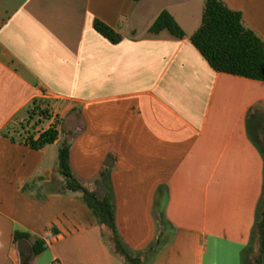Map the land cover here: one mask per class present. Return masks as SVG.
I'll list each match as a JSON object with an SVG mask.
<instances>
[{
    "label": "crops",
    "instance_id": "obj_1",
    "mask_svg": "<svg viewBox=\"0 0 264 264\" xmlns=\"http://www.w3.org/2000/svg\"><path fill=\"white\" fill-rule=\"evenodd\" d=\"M223 1L264 40V0ZM205 2L0 0V264L29 257L16 232L48 244L31 264H124L76 194L22 191L60 180L65 140L77 178L113 194L131 251L155 239L162 212L172 235L151 264H244L264 193V82L216 72L194 46ZM165 10L184 38L149 31ZM43 101L59 138L34 150L20 130Z\"/></svg>",
    "mask_w": 264,
    "mask_h": 264
},
{
    "label": "trees",
    "instance_id": "obj_2",
    "mask_svg": "<svg viewBox=\"0 0 264 264\" xmlns=\"http://www.w3.org/2000/svg\"><path fill=\"white\" fill-rule=\"evenodd\" d=\"M132 1L138 3L141 0ZM94 28L114 44L122 40V36L117 31L100 20L94 22ZM163 30L169 31L178 38L186 36L174 16L166 10L159 14L149 29L154 34ZM191 41L216 72L264 82V40L245 25L240 12L231 9L223 0H206L202 23L191 36ZM58 138L57 129L49 127L37 138L33 133H28L24 140L32 149L40 150L54 144ZM70 152L71 143L68 140L63 141L58 149L60 175L58 182L46 183L45 179L32 180L23 186L22 191L41 202H46L50 194H76L91 211L98 224L110 231L113 251L124 264H151L172 235L165 214L160 212L157 235L147 248L142 252L131 251L117 230L113 194L109 192L101 198L77 178L71 167ZM262 152L264 155V142ZM105 166L107 167L100 173L102 180L109 172L107 162ZM52 232L55 233L56 229L53 228ZM23 240L30 241L32 249L29 257L23 260L22 264H31L36 256L48 248L46 241L16 232L15 242L19 243ZM252 242H257L252 252L255 263L264 264V193L252 232Z\"/></svg>",
    "mask_w": 264,
    "mask_h": 264
},
{
    "label": "rangeland",
    "instance_id": "obj_3",
    "mask_svg": "<svg viewBox=\"0 0 264 264\" xmlns=\"http://www.w3.org/2000/svg\"><path fill=\"white\" fill-rule=\"evenodd\" d=\"M53 117V112L49 108L47 102L43 101L39 104L38 110H35L29 119L24 121L21 125V132L25 135L34 131H44L48 128L49 121ZM257 242H252L249 250L244 254V264H256L253 256H251L253 250L256 248Z\"/></svg>",
    "mask_w": 264,
    "mask_h": 264
}]
</instances>
